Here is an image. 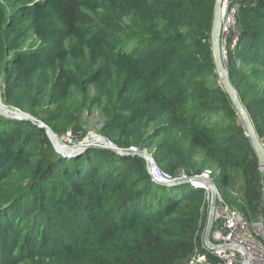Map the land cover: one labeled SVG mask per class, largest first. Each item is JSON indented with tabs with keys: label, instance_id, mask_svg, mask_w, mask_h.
<instances>
[{
	"label": "trees",
	"instance_id": "16d2710c",
	"mask_svg": "<svg viewBox=\"0 0 264 264\" xmlns=\"http://www.w3.org/2000/svg\"><path fill=\"white\" fill-rule=\"evenodd\" d=\"M0 5L7 108L76 141L84 113L98 112L97 133L118 148L155 147L171 176L217 169L224 192H239L229 204L220 191L224 201L261 213L264 175L210 48L214 0ZM228 6L239 35L227 42L228 77L264 143V0ZM26 33L39 41L23 50ZM186 186L157 184L142 157L103 146L62 156L44 128L0 114V264H183L207 212L205 190Z\"/></svg>",
	"mask_w": 264,
	"mask_h": 264
},
{
	"label": "built area",
	"instance_id": "2783aa9c",
	"mask_svg": "<svg viewBox=\"0 0 264 264\" xmlns=\"http://www.w3.org/2000/svg\"><path fill=\"white\" fill-rule=\"evenodd\" d=\"M224 1L221 53L226 61L227 43L225 42V34L228 33V27L233 24L232 28L234 29L236 7L229 8L228 0ZM235 40L236 38L233 39L231 45H234ZM125 151L127 155L131 156L145 154L143 150L133 146L125 149ZM146 163L148 164V172L154 182L170 181L180 183L187 181L186 184L190 187L204 189L206 207L209 210L211 203L209 184L211 183L208 178H204L201 174L187 176L185 173L180 176H171L163 171L151 156L147 157ZM212 185L215 190L216 202L209 238L213 246H208L202 236L201 241L195 245L183 264H264V192L261 197L263 210L255 219H249L235 208L230 207L224 201L216 184Z\"/></svg>",
	"mask_w": 264,
	"mask_h": 264
},
{
	"label": "water",
	"instance_id": "95a60500",
	"mask_svg": "<svg viewBox=\"0 0 264 264\" xmlns=\"http://www.w3.org/2000/svg\"><path fill=\"white\" fill-rule=\"evenodd\" d=\"M224 2H225L224 0H214L212 25H211V31H210V48L212 52V57H213V61L215 64L216 73L221 82L222 88L228 95L232 103V106L235 109V112L240 119V122L245 130V134L250 140V143L254 149V152L257 156L260 168L264 175V143L259 137L254 127V124L242 100L240 99L238 95L236 88L232 85L228 77L226 64L224 63V58L221 53V37H222L221 30H222V14L224 11ZM0 114L8 116V117H12V118L20 119V120L31 121L33 124H36L37 126L41 128H44L50 140L54 141V139H56V141L60 145L61 148L58 147L56 151L62 156L71 157V156L78 155L81 152H84L88 147L93 146L95 144H98V145L102 144L101 146L111 149L112 151L119 154L120 156H128L125 150L118 148L109 138L102 136V135H98L94 137L92 136L91 138L85 137L84 139H82V142L78 143L77 146H75L72 149H68V151H65L64 150L65 147L63 145L61 137L58 136L51 128H49L43 122L30 118L21 113H17L5 107H0ZM138 156L142 157L145 161L147 160V157H148L144 153H141ZM147 168H148V164H147ZM155 183L163 185V186H174V185L186 184L187 181L180 182V183H172L170 181H159V182L157 181ZM209 188L211 190V203H210V208L208 210V216H207L203 238H204V242L208 246H213L212 243L210 242L209 237H210V232H211L213 211L215 207L216 198H215V190H214L213 185L209 184Z\"/></svg>",
	"mask_w": 264,
	"mask_h": 264
},
{
	"label": "rangeland",
	"instance_id": "374dc122",
	"mask_svg": "<svg viewBox=\"0 0 264 264\" xmlns=\"http://www.w3.org/2000/svg\"><path fill=\"white\" fill-rule=\"evenodd\" d=\"M0 2H3V0H0ZM3 10L6 14L9 13V11L6 9V7L4 6L3 7ZM3 10L1 8V5H0V19L2 18H5V15H3ZM234 25V24H233ZM233 25L229 26L228 27V33L225 34V42L227 43L228 42V39L231 37L230 39V42L233 41V39L236 38V40L234 41V44H237V41H238V37L239 35L235 32L234 34H231L232 31H235L232 27ZM38 39H36L34 36L31 35V33H26V37H25V41L23 43V50L24 49H29L30 47L34 46L36 43H38ZM232 44V43H231ZM8 54V53H7ZM8 56V55H7ZM11 56V55H10ZM10 56H8L7 58L9 59ZM224 63L226 64V61L224 60ZM218 82H220V80L218 79ZM4 87V80L2 78H0V107H5L7 108L4 103L2 102L3 100V88ZM10 109V108H9ZM15 111V110H13ZM17 113H20V112H17ZM22 113V112H21ZM83 120L85 121V127H87L88 129V132H87V135L83 137V139L85 137L87 138H91L92 136H98L99 134L97 133L99 127H100V116L98 114V112H94V113H87L85 112L84 115H83ZM156 125V123H154ZM155 127L152 125L150 128H149V132L152 133L153 132V129ZM47 134V133H46ZM169 135L170 137H173L175 138L174 140L177 141V142H181L183 141V137L182 135L179 133V131L177 129H170V128H163V132L161 134V136H166V135ZM48 135V134H47ZM49 137V136H48ZM62 139V142H63V145L65 147V149H72L74 148L75 146L78 145L79 142H82V139L81 140H74V136L71 134V133H66L64 136L61 137ZM50 140V138H49ZM50 142L52 143L55 151L58 149V146L54 143V141L50 140ZM100 144V143H99ZM96 146H101V145H98V144H95ZM91 147V146H90ZM131 147V146H130ZM135 147V146H133ZM89 148V147H88ZM145 154L148 156V157H153L154 158V155H155V150L156 148L155 147H149V148H145V149H142ZM57 152V151H56ZM82 153V152H81ZM79 155V154H78ZM158 164V163H157ZM147 165V163H146ZM158 166L161 168L162 165L161 164H158ZM162 169V168H161ZM206 170H209V171H206ZM203 174L204 178H208L209 179V182L211 184H216V186L218 187L219 191L222 192V194L228 199V203L230 204L231 201L234 199V198H238L239 197V192L236 191V190H232L231 192H227L225 193L223 188H222V185H221V181L217 178H215V176L212 174L215 172V174L218 172L217 169H206ZM183 172H178L175 176H180L182 175ZM185 175V174H184ZM191 176H194V175H191ZM214 179V181H213ZM215 182V183H214ZM182 185H188V184H182ZM178 187H180L181 185H177ZM189 187V186H186V188ZM223 197V196H222ZM207 208V207H206ZM207 216H208V210L206 212V219H205V224L203 226V231H202V236L204 235V230H205V226H206V221H207Z\"/></svg>",
	"mask_w": 264,
	"mask_h": 264
},
{
	"label": "bare ground",
	"instance_id": "6f19581e",
	"mask_svg": "<svg viewBox=\"0 0 264 264\" xmlns=\"http://www.w3.org/2000/svg\"><path fill=\"white\" fill-rule=\"evenodd\" d=\"M51 139H53V138H51ZM54 143H55L59 148H61L60 145L58 144V142L56 141V139H54ZM64 150H65V151H68L67 148H66V149L64 148Z\"/></svg>",
	"mask_w": 264,
	"mask_h": 264
},
{
	"label": "clouds",
	"instance_id": "9594fccd",
	"mask_svg": "<svg viewBox=\"0 0 264 264\" xmlns=\"http://www.w3.org/2000/svg\"><path fill=\"white\" fill-rule=\"evenodd\" d=\"M124 150V149H123ZM129 156V155H128ZM131 156V155H130Z\"/></svg>",
	"mask_w": 264,
	"mask_h": 264
}]
</instances>
